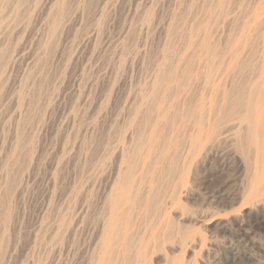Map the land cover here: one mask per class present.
<instances>
[{"label":"rangeland","instance_id":"1","mask_svg":"<svg viewBox=\"0 0 264 264\" xmlns=\"http://www.w3.org/2000/svg\"><path fill=\"white\" fill-rule=\"evenodd\" d=\"M0 30V264H264V0H0Z\"/></svg>","mask_w":264,"mask_h":264},{"label":"bare ground","instance_id":"2","mask_svg":"<svg viewBox=\"0 0 264 264\" xmlns=\"http://www.w3.org/2000/svg\"><path fill=\"white\" fill-rule=\"evenodd\" d=\"M4 28V27H3ZM1 31V30H0ZM209 116V115H208ZM210 117V116H209ZM213 118V117H212ZM212 120V119H211ZM260 129V128H259ZM262 132H263V130H262ZM264 134V133H263ZM214 137V136H213Z\"/></svg>","mask_w":264,"mask_h":264}]
</instances>
